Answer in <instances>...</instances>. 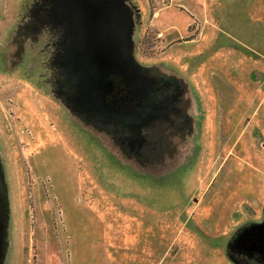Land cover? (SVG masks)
Segmentation results:
<instances>
[{
	"label": "rangeland",
	"instance_id": "374dc122",
	"mask_svg": "<svg viewBox=\"0 0 264 264\" xmlns=\"http://www.w3.org/2000/svg\"><path fill=\"white\" fill-rule=\"evenodd\" d=\"M0 264H264V0H0Z\"/></svg>",
	"mask_w": 264,
	"mask_h": 264
}]
</instances>
